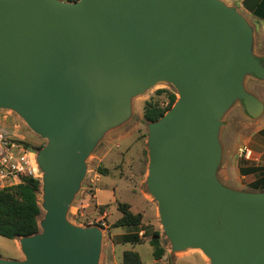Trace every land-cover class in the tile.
<instances>
[{
  "label": "water",
  "instance_id": "95a60500",
  "mask_svg": "<svg viewBox=\"0 0 264 264\" xmlns=\"http://www.w3.org/2000/svg\"><path fill=\"white\" fill-rule=\"evenodd\" d=\"M249 79L264 81L255 29L222 0H0V110L47 141L41 231L0 264H100L102 229L73 225L69 209L98 143L162 82L179 98L149 124L146 182L172 254L264 264V192L219 179L223 120L264 110Z\"/></svg>",
  "mask_w": 264,
  "mask_h": 264
},
{
  "label": "rangeland",
  "instance_id": "374dc122",
  "mask_svg": "<svg viewBox=\"0 0 264 264\" xmlns=\"http://www.w3.org/2000/svg\"><path fill=\"white\" fill-rule=\"evenodd\" d=\"M222 1L229 7L242 10L243 0ZM159 91H165V93H159ZM170 94H175L178 100L179 96L176 89L172 85L162 82L144 94L135 97L132 101V115L129 121L119 129L107 133L87 159L86 176L69 209L68 220L76 226H96L102 229L103 245L100 264H108L113 258L111 241L120 244L128 236H138L146 245L117 246L114 258L119 262L123 259V250L133 251L135 247L141 254L144 264H153L155 258L149 241L155 232L160 233L163 246L171 253V245L164 235L160 222L157 203L147 190L150 123L144 119V111L148 103L167 108ZM240 111V107L236 106L223 120L224 127L221 131V140L224 144L225 153L232 148L235 139L234 134L244 124V118L240 115ZM0 126L10 136L24 142L36 153L47 144L46 140L35 134L22 118L11 110H0ZM225 162L222 163L221 168L222 166L224 168ZM253 169L257 170L253 173H259V175H255L256 179L264 177L262 167ZM101 170L106 171L107 174L103 175ZM39 181L41 187L38 197L39 204L42 205V178ZM99 189H101V193H98L97 199H95V194ZM252 191L264 192L263 188ZM110 201L114 203L98 205L107 204ZM118 203L129 204L134 214L142 215V223L139 227H114L117 220L122 217L117 207ZM41 211L39 223L44 216V211L42 209ZM185 252L200 251L187 250ZM169 253L168 256H170ZM0 258L4 260L24 259L20 239L9 240L0 236ZM171 261L172 259L169 258L166 263L161 264H172Z\"/></svg>",
  "mask_w": 264,
  "mask_h": 264
},
{
  "label": "crops",
  "instance_id": "0c3cea01",
  "mask_svg": "<svg viewBox=\"0 0 264 264\" xmlns=\"http://www.w3.org/2000/svg\"><path fill=\"white\" fill-rule=\"evenodd\" d=\"M244 1L247 0H243V4L241 5L242 10H239V12H241L253 25L255 29V54L264 62V19H260L253 14L258 2L255 4L250 3L248 7H245ZM248 1L251 2V0ZM247 89L264 105V81L249 79L247 81ZM240 112V115L244 118V124L241 126V129L234 134L235 139L232 148H230L227 153L224 151L223 163L224 161L226 162L224 168L222 166L219 171V179L225 186L234 190L254 192L252 190L256 191L264 188V177L256 179L255 175H259V173L243 174L242 170L246 171L255 167H262L264 169V110L262 115L257 119H251L242 111ZM245 151L250 154L247 158L244 156ZM111 190L114 191L113 189ZM98 193H101V189L95 194V199H97ZM113 203V201H110L107 204L98 205H110ZM128 244L131 243L122 242L120 244H115V242L111 241L113 258L108 264H121L122 261L119 262L114 258L116 247ZM140 245H146V243ZM164 248L166 250L164 258L158 261L154 260L153 264L166 263L169 258L172 259V264H210L209 260L200 252H181L172 254V252H168L166 247ZM125 251L123 250V253ZM133 251L139 253L135 247ZM168 253L170 256H168ZM139 255L141 257L140 253Z\"/></svg>",
  "mask_w": 264,
  "mask_h": 264
},
{
  "label": "trees",
  "instance_id": "16d2710c",
  "mask_svg": "<svg viewBox=\"0 0 264 264\" xmlns=\"http://www.w3.org/2000/svg\"><path fill=\"white\" fill-rule=\"evenodd\" d=\"M261 1V2H260ZM258 2V3H257ZM250 3H257L253 14L264 19V0L244 1L245 7ZM165 93V91H159ZM175 94L169 95L167 108L148 103L144 111V119L149 122H156L176 103ZM255 169L242 170L243 174L256 172ZM103 175L107 172L101 170ZM40 181L34 178H27L18 186L0 190V236L9 240H18L29 237L40 232L39 219L42 214L39 205ZM264 190V188H263ZM118 210L122 217L114 224L115 228L139 227L142 223V215L134 214L129 204L118 203ZM123 243L143 244L144 241L138 236H128ZM149 244L153 248L155 260H161L166 250L160 238V233L155 232ZM121 264H144L139 253L136 251H125Z\"/></svg>",
  "mask_w": 264,
  "mask_h": 264
},
{
  "label": "built area",
  "instance_id": "2783aa9c",
  "mask_svg": "<svg viewBox=\"0 0 264 264\" xmlns=\"http://www.w3.org/2000/svg\"><path fill=\"white\" fill-rule=\"evenodd\" d=\"M75 3L79 0H60ZM37 153L24 142L10 136L0 126V190L18 186L27 178L41 179ZM247 158L249 152L244 153Z\"/></svg>",
  "mask_w": 264,
  "mask_h": 264
},
{
  "label": "bare ground",
  "instance_id": "6f19581e",
  "mask_svg": "<svg viewBox=\"0 0 264 264\" xmlns=\"http://www.w3.org/2000/svg\"><path fill=\"white\" fill-rule=\"evenodd\" d=\"M40 205V204H39ZM201 252V251H200ZM202 253V252H201ZM203 254V253H202ZM204 255V254H203ZM205 256V255H204Z\"/></svg>",
  "mask_w": 264,
  "mask_h": 264
}]
</instances>
